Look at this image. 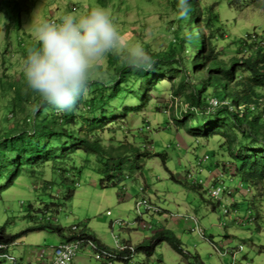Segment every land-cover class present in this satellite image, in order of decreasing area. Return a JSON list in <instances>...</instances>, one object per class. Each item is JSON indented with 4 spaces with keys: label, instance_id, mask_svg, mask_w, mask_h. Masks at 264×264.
I'll return each instance as SVG.
<instances>
[{
    "label": "rangeland",
    "instance_id": "374dc122",
    "mask_svg": "<svg viewBox=\"0 0 264 264\" xmlns=\"http://www.w3.org/2000/svg\"><path fill=\"white\" fill-rule=\"evenodd\" d=\"M23 1L25 11L20 15V33H23V36L30 35L32 40H36L29 27L33 14L38 18L58 20L65 13L77 15L87 13L88 4L91 2ZM199 1L201 6H210L213 12H217L225 31L215 44L219 59L227 61L234 56L241 57L234 43L240 36L253 32L258 35L264 34V11L246 6L247 0H242L241 10H238V4L229 5L230 0ZM91 3L95 4V1ZM127 5V8L121 6L120 9L111 4L105 7L112 13L125 38L138 40L144 44L145 49L154 52L166 49L168 42L173 40V35L175 37L177 32L170 24L173 21V13L166 10L160 0H128ZM3 37L4 28L0 22V48L3 47L1 45ZM9 41L7 46L11 49L13 43L12 40ZM1 54L0 52V75L7 73L13 76L14 81H19L23 74L21 70L23 60L11 57L7 63V60H1ZM6 54H9V50ZM109 57L99 64L102 77H105ZM158 79L150 92L152 100L141 111L125 112L124 118L118 117L126 103L131 105L135 101L133 97L114 98L109 106L103 107L105 111H114L111 112L114 123L105 124L104 128L99 130V135L104 140V145L130 143L134 147L150 151L151 154L159 153L163 159L159 156L149 158L144 162L142 173L138 170L128 173L129 170H125L124 179L114 186H101L102 165L98 164L93 156H89L86 161L76 157L74 165L59 158L52 173L48 170V165L51 164L47 163L44 175L40 179H32L28 173H22L14 185L3 194V200L0 202V226L5 225L7 233L10 234L32 227L36 218H42V214L36 210L44 203L52 201L60 204L58 211H49L43 217L64 227L65 234L72 233L71 228L75 226L74 234L93 235L94 242L105 250L115 248L117 241L130 242L136 246L144 240L147 241L155 230L166 226L179 239L184 252V256L178 254L166 242H162L150 257L146 258L144 253H136L129 264H192L196 263L193 255H196L203 264H264V182L259 183L257 187L234 174L237 173L236 165L227 162L229 154L225 148L227 142L224 137L219 135L211 138L193 137L184 130L179 131L173 124V117L177 116L181 101L172 99L171 95L172 82L176 83L178 78L163 75ZM141 81L143 80L139 79L135 82V88ZM210 99H214L210 101L211 103L215 99L218 100L209 97ZM4 102L0 96V129L12 127L13 117L10 114L4 116ZM182 105L184 108V104ZM5 117L10 119L8 123L2 120ZM212 150L216 151V156L210 155ZM198 158L200 167L196 162ZM216 159L227 162L221 165L229 172L220 174L222 171L219 169L209 171V166ZM217 166L219 168L220 165ZM56 167L66 170L64 173L68 177L66 182L60 181L61 171L56 170ZM218 175H221V181L217 184L220 192L214 199L210 197L209 190ZM50 176L54 181L49 189L52 197L46 194L47 192L41 193L45 192L41 185L43 186L44 181L49 180ZM171 177H174L175 181L201 183L203 189L190 190L171 180ZM31 185L33 188H40L37 189L38 193L33 191ZM68 190L73 191V195L65 199ZM142 198H149L152 204L164 210L162 214L146 212L143 205L137 206V202ZM29 205L33 206L32 210L28 209ZM28 214L34 218L29 219ZM183 216L187 217L182 218ZM138 220L142 223L140 226ZM117 221H120V225ZM203 234L211 236L212 244L202 239L206 237ZM58 237L56 233L46 229L30 231L21 235L16 245L9 247L7 254L17 259L19 264H27L33 257L36 246H54L59 240ZM256 246L258 249L254 248ZM215 247L219 249L218 252ZM238 248L241 250L236 252L234 258L219 253L221 250L223 251L221 253H225L227 249L233 252ZM0 264L13 263L5 258L0 260ZM72 264L107 262L95 259L92 250L81 247ZM113 264L121 263L113 261Z\"/></svg>",
    "mask_w": 264,
    "mask_h": 264
},
{
    "label": "trees",
    "instance_id": "16d2710c",
    "mask_svg": "<svg viewBox=\"0 0 264 264\" xmlns=\"http://www.w3.org/2000/svg\"><path fill=\"white\" fill-rule=\"evenodd\" d=\"M90 1H95V4L90 2L89 10L94 5L106 7L111 4L117 9L128 6V0ZM160 1L166 10L173 13V21L170 24L177 32L175 37L173 35V40L168 42L166 49L158 52L146 49L154 61L153 68L137 70L110 56L105 77L101 76L102 70L98 66L88 95L79 101L73 112L57 113L49 106H41L35 110L40 104V98L27 87L24 75L21 74L19 81H14L13 76L7 73L0 75V96L5 101L4 116L10 114L13 117L11 128L6 126L0 129V202L5 191L14 185L22 173H28L32 179H40L47 163L51 164L48 165V170L52 173L59 158L74 165L76 157L86 161L89 156H93L97 163L102 165V187L120 183L126 176L125 170H129L128 173L133 170L142 173L144 162L151 157L159 156L163 159L159 153L151 154L150 151L134 147L130 143L104 145V140L99 135V130L104 128L105 124L114 123L111 114L114 111H105L103 107L109 106L114 98L133 97V105L126 103L121 109L122 115L118 117L124 118L125 112L141 111L152 100L150 92L158 78L163 75L178 78V81H173L171 85L172 99L181 101V108L177 110V116L173 117L176 128L193 137H224L227 142L225 148L229 154L227 162L236 165L237 173L234 174L257 187L259 183L264 182V34L253 32L240 36L234 43L241 57L234 56L224 61L218 58V51L215 49L216 42L225 32L217 12H213L210 6H201L199 0H189V14L187 18H181L177 10L179 0ZM247 1L246 6L264 11V0ZM24 4L23 0H0V7L8 19L7 23L1 22L4 37L1 44L3 47L0 48L1 60H7V63L11 57L23 60L26 50L38 43L32 40L30 35L23 36V33H20V15L25 11ZM228 4H238V10H241L242 0H230ZM6 39L12 40L11 49H8ZM8 50L9 54H6ZM139 79L143 81L135 88V82ZM209 97L218 99H215V106L210 103L214 99L209 100ZM2 120L8 123L10 119L5 117ZM147 127L148 125L146 129ZM210 155L216 156V151L212 150ZM196 162L200 167L199 158ZM227 162L216 159L209 166V171L219 169L222 171L220 174L229 172L223 168ZM217 165H220L219 168ZM56 170H60V167H56ZM60 171V181L66 182V170ZM171 180L193 191L203 189L202 184L198 182L175 181L174 177H171ZM220 181L221 175L216 176L211 188L216 187ZM53 182L51 176L49 180L44 181L45 186L41 185V189L45 192L41 193L47 192L46 194L52 197L49 189ZM31 187L38 193L39 187ZM72 195L73 191L68 190L64 198H71ZM217 204L220 205L219 202ZM59 207L60 204L56 202L44 203L36 210L42 214V218H36L34 226L21 232L10 234L7 233L5 225L0 226V244L8 246L0 249V260L6 258L13 264H19L17 259L8 256L7 251L21 235L30 231L46 229L67 242L77 238L74 231L65 234L64 227L43 217L49 211H58ZM212 208H215L214 205ZM28 209L32 210L33 206L29 205ZM27 217L31 220L34 218L30 214ZM80 234V237L95 240L91 234ZM162 242H166L178 254L184 256L179 239L164 226L155 230L147 241L138 243L135 253H144L148 258ZM120 255H127V251L121 252ZM192 257L194 262L196 260V263L192 264H203L196 255ZM115 260L114 262L121 264L128 262L125 258Z\"/></svg>",
    "mask_w": 264,
    "mask_h": 264
},
{
    "label": "clouds",
    "instance_id": "9594fccd",
    "mask_svg": "<svg viewBox=\"0 0 264 264\" xmlns=\"http://www.w3.org/2000/svg\"><path fill=\"white\" fill-rule=\"evenodd\" d=\"M177 10L181 18H187L190 11L189 0H179ZM0 22H8L2 7ZM29 27L38 43L26 50L21 70L27 87L40 98V104L35 110L41 106H49L57 113L75 111L79 101L88 95L90 83L96 78L99 64L109 56L137 70H151L154 66L152 56L144 44L138 40L126 39L112 13L100 5L81 15L65 13L58 20L38 18L33 14ZM210 197L216 199L217 196ZM142 199L158 209L153 211L144 208L146 212L162 214L164 211L152 204L149 198ZM138 203L137 206L140 205ZM139 219L142 220L141 217ZM117 224L120 225V221ZM141 224L138 220V225ZM91 241L98 249L113 255L110 258L111 264L116 258L128 259L129 264L136 254L135 246L130 242L117 241L115 248L105 250L95 240ZM119 245L125 248L119 249ZM124 251H127V255H120ZM101 261L107 262L104 259Z\"/></svg>",
    "mask_w": 264,
    "mask_h": 264
},
{
    "label": "built area",
    "instance_id": "2783aa9c",
    "mask_svg": "<svg viewBox=\"0 0 264 264\" xmlns=\"http://www.w3.org/2000/svg\"><path fill=\"white\" fill-rule=\"evenodd\" d=\"M212 101V100H211ZM211 103V102H210ZM212 103L214 105H212ZM211 103L212 106L216 105V100ZM220 192V187L216 186L212 188L210 191V195L212 197L218 196ZM140 205H143L147 210L157 211L158 209L154 206L148 204L146 199H141L139 201ZM108 214V213H107ZM72 230H76V227L73 226ZM77 238L73 239L72 241H61L55 246H48V247H36L35 253L32 258L28 260L30 264H72V261L77 253V251L81 247H86L89 250L94 252V257L99 260H106L108 264H111L110 258L113 255L104 250H100L96 247V245L90 239L80 237L79 235L76 236ZM11 245H16V242H13ZM8 247L7 245L0 244V249H5ZM119 249H124L125 247L122 245L118 246Z\"/></svg>",
    "mask_w": 264,
    "mask_h": 264
},
{
    "label": "crops",
    "instance_id": "0c3cea01",
    "mask_svg": "<svg viewBox=\"0 0 264 264\" xmlns=\"http://www.w3.org/2000/svg\"><path fill=\"white\" fill-rule=\"evenodd\" d=\"M174 226V225H173ZM177 227V226H176ZM175 227V228H176ZM178 228V227H177ZM176 228V229H177ZM174 230V229H173ZM203 235H206V234H203ZM202 238V237H201ZM58 242H57V244L62 240V238L61 237H58ZM202 239H205L208 243H211L212 244V240H211V236H207L206 235V237L204 236ZM214 246V245H213ZM255 249H258V246H256V247H254ZM252 249V248H251ZM215 250L218 252V250L219 249H217L216 247H215ZM241 250V248H238L237 250H235V251H231V250H229V249H227V250H225V251H227V252H225V253H221V252H223L222 250H221V252L219 251V253L220 254H222V256L224 255V254H227V256H231L232 258H234V256H235V254H236V252H238V251H240ZM246 257H244V259H245ZM185 264H187V263H185Z\"/></svg>",
    "mask_w": 264,
    "mask_h": 264
}]
</instances>
